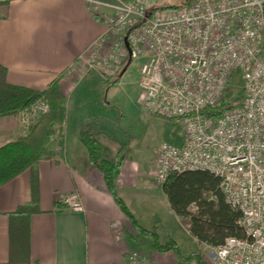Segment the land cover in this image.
<instances>
[{"label": "built area", "instance_id": "obj_1", "mask_svg": "<svg viewBox=\"0 0 264 264\" xmlns=\"http://www.w3.org/2000/svg\"><path fill=\"white\" fill-rule=\"evenodd\" d=\"M86 2L105 26L87 63L119 65L145 54L139 78L145 108L183 120V144L163 142L156 150L155 179L209 171L242 215L245 236L210 245L204 264H264V0H190L150 12L135 0ZM237 69L245 80L240 98L229 95ZM50 109L45 99L37 100L21 113L24 126ZM59 202L84 210L77 191ZM129 264L153 263L131 255Z\"/></svg>", "mask_w": 264, "mask_h": 264}, {"label": "crops", "instance_id": "obj_2", "mask_svg": "<svg viewBox=\"0 0 264 264\" xmlns=\"http://www.w3.org/2000/svg\"><path fill=\"white\" fill-rule=\"evenodd\" d=\"M2 13L6 17L0 18V64L8 70V81L42 90L58 80L67 99L63 132L50 142L57 155L37 166L40 210L29 219L31 264H129L131 255L153 264H182L177 253L154 249L152 238L140 234L80 139L83 129H91L104 159L123 157L116 189L139 226L154 230L174 219L183 221L154 177L157 148L149 158L137 157L123 145L117 112L100 111L110 104L104 97L106 87L114 84L87 69L88 50L105 31L101 19L86 0H10ZM93 103L100 110L95 112ZM24 128L21 113L0 118V147L16 140ZM72 191L79 192L83 211L59 202L62 194ZM31 200V169L0 186V263L10 259V214Z\"/></svg>", "mask_w": 264, "mask_h": 264}, {"label": "trees", "instance_id": "obj_3", "mask_svg": "<svg viewBox=\"0 0 264 264\" xmlns=\"http://www.w3.org/2000/svg\"><path fill=\"white\" fill-rule=\"evenodd\" d=\"M10 0H0V18L6 17ZM169 8H178L177 6ZM8 70L0 64V118L20 114L28 110L37 100L43 98L50 104V112L40 114L24 128L16 140L0 147V186L11 181L27 169H31L32 200L10 214L11 254L8 262L0 264H31L29 219L39 212L38 163L43 159H54L57 151L50 148L55 135H61L67 118V99L62 93L58 80L42 90L11 84L7 79ZM224 108L207 109L206 112L219 113ZM81 142L87 148L91 162L101 170L106 185L117 204L129 220L139 228L141 235L152 238V247L164 252L172 250L180 254L174 239L161 243L156 230H147L138 225L116 189V179L120 173L123 157L118 155L114 162L102 156L101 143L91 129H83ZM61 152L63 142L59 141ZM163 190L172 210L184 220H188L190 232L198 241L206 245H218L229 236L244 237L245 230L240 224L241 213L226 202L220 188V178L209 171L188 170L172 172ZM195 206V210L192 207Z\"/></svg>", "mask_w": 264, "mask_h": 264}, {"label": "rangeland", "instance_id": "obj_4", "mask_svg": "<svg viewBox=\"0 0 264 264\" xmlns=\"http://www.w3.org/2000/svg\"><path fill=\"white\" fill-rule=\"evenodd\" d=\"M147 11L158 8L181 7L190 0H135ZM145 54L134 58L127 70L120 76L123 68L128 64L125 57L121 63L110 65L94 64L91 67L88 63V70H95L108 78L109 83H113L110 88L106 87L104 97L108 98L109 105H105L100 110L98 104L93 103L95 112H112L115 114V124L119 127L121 140L124 147L134 149L137 157L149 158L154 154V150L163 142L174 145H182L184 142V124L180 118L168 119L158 114H152L144 106L142 90L139 87L140 68L145 61ZM100 59V57H95ZM101 60V59H100ZM115 79H117L115 81ZM244 73L242 70H235L231 76L230 96L240 98L244 96ZM101 107V106H100ZM113 121L114 118H108ZM122 153V151H121ZM132 154V155H133ZM159 201V200H158ZM195 210V206L192 207ZM171 220L165 228H155L159 241H169L174 239L179 246V258L182 264H204V258L208 255L210 245H205L192 235L189 229L188 220ZM146 259V258H143ZM147 260V259H146ZM148 261V260H147Z\"/></svg>", "mask_w": 264, "mask_h": 264}, {"label": "water", "instance_id": "obj_5", "mask_svg": "<svg viewBox=\"0 0 264 264\" xmlns=\"http://www.w3.org/2000/svg\"><path fill=\"white\" fill-rule=\"evenodd\" d=\"M126 44H127V46H129V44H128V42L126 41ZM131 63V59L129 60V62H128V64H127V66L125 67V68H123V70H122V72H121V74H120V76L121 75H123V73L127 70V67L129 66V64Z\"/></svg>", "mask_w": 264, "mask_h": 264}]
</instances>
